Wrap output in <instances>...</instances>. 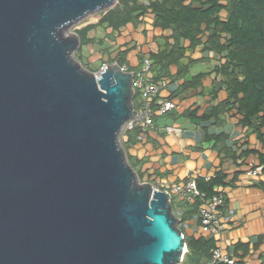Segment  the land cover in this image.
<instances>
[{
    "label": "water",
    "instance_id": "obj_1",
    "mask_svg": "<svg viewBox=\"0 0 264 264\" xmlns=\"http://www.w3.org/2000/svg\"><path fill=\"white\" fill-rule=\"evenodd\" d=\"M116 2L0 0V264L183 260L171 194L139 180L121 143L132 73L72 57L70 26Z\"/></svg>",
    "mask_w": 264,
    "mask_h": 264
},
{
    "label": "crops",
    "instance_id": "obj_2",
    "mask_svg": "<svg viewBox=\"0 0 264 264\" xmlns=\"http://www.w3.org/2000/svg\"><path fill=\"white\" fill-rule=\"evenodd\" d=\"M100 27L106 28L102 37L98 33ZM168 33L153 25L150 14L118 29L97 26L89 31L94 42L81 50L78 47L77 56L88 68L100 69L103 63L122 61L136 70L142 65L141 55L146 57L149 51L161 48ZM185 54L196 62L180 78L164 77L166 85L152 102L154 110L166 99H172L175 107L155 112L143 135L128 147V154L139 168L143 182L173 184L191 177L196 181L209 180L221 172L222 183L214 185L212 193L223 198L218 232H205L194 215L182 220L183 234L212 235L215 245L231 257V264H264V173L258 157V152H264V142L255 132L243 128L234 111L215 107L227 96L223 89L214 96L218 79L209 73L219 56L203 51L201 46H187ZM176 71L177 67L171 65L170 73ZM198 72L206 74L195 86L184 87L182 83ZM133 106L139 107L138 96H134ZM168 126L176 127L178 132L168 131ZM250 169L259 172L250 174ZM188 203L192 205L194 201ZM180 208L174 212L182 211Z\"/></svg>",
    "mask_w": 264,
    "mask_h": 264
},
{
    "label": "trees",
    "instance_id": "obj_3",
    "mask_svg": "<svg viewBox=\"0 0 264 264\" xmlns=\"http://www.w3.org/2000/svg\"><path fill=\"white\" fill-rule=\"evenodd\" d=\"M149 14L154 26L169 31L163 46L149 51L146 56L151 62L153 79L180 78L187 74L197 60L186 57L187 46H201L203 51L215 53L219 58L209 71L218 79L214 96L220 89L227 93L215 107L234 111L243 128L255 132L264 142V0H117L113 6L100 11L96 22L75 29L80 40L78 50L94 42L89 31L97 26L118 29ZM117 63L123 64L122 61ZM171 65L177 67L175 74L170 73ZM205 74L198 72L182 84L195 86ZM138 131L137 126L124 127L121 143L140 180L142 174L128 154V147L136 141ZM258 157L264 173V152H258ZM222 176L218 172L209 180L197 179V186L205 197L214 193L213 187L222 183ZM186 203L183 196L172 195L173 210L182 207V220L197 213L200 199H195L192 205ZM184 239L187 250L179 264H205L215 246L213 236L184 235Z\"/></svg>",
    "mask_w": 264,
    "mask_h": 264
},
{
    "label": "built area",
    "instance_id": "obj_4",
    "mask_svg": "<svg viewBox=\"0 0 264 264\" xmlns=\"http://www.w3.org/2000/svg\"><path fill=\"white\" fill-rule=\"evenodd\" d=\"M117 63L116 61H114ZM108 63H103L102 68L98 71L105 69ZM150 59L145 57L142 61L140 68L133 70L126 64H119L120 71L132 73V87L134 90V96L139 98V107L136 110V114L131 117L124 125V127L137 126L139 128L137 137H141L146 130L147 125L151 123V116L155 112H164L175 107V102L172 99H166L161 102L160 106L154 110L152 102L155 96L159 93L162 87L166 85V79L161 78L154 80L152 71L150 69ZM168 131H176L178 129L174 126H168ZM259 171L257 169H250L248 173L256 174ZM154 188L165 190L171 194H177L183 196L186 201H194L200 199L197 213L194 218L200 221L204 231L210 234L218 232L220 226L219 223V211L223 204V198L219 194H212L205 197L204 193L199 190L196 179L194 177L188 178L181 183H151ZM175 214L179 217L178 226L181 228L185 223L180 218L181 211H177ZM205 264H231V257L225 253L221 247L215 245L211 250V256Z\"/></svg>",
    "mask_w": 264,
    "mask_h": 264
},
{
    "label": "rangeland",
    "instance_id": "obj_5",
    "mask_svg": "<svg viewBox=\"0 0 264 264\" xmlns=\"http://www.w3.org/2000/svg\"><path fill=\"white\" fill-rule=\"evenodd\" d=\"M99 15H100V11H97L96 13L88 14L87 16H85L84 18H82L80 21H78L75 24H73L72 26H70V32H73L74 33L75 32V29L79 25L81 26L82 24H85V23H94V22H96L97 19H98V17H99ZM105 29L106 28H101V27L98 29V33H99L100 37H102V36L105 35V31H106ZM64 33H67V32L64 31ZM77 55H78L77 54V49H75L74 52H73V54H72V57L75 58V60H77L78 63L81 64L82 67H84V68H86V69H88L90 71H93V72H97V71H99L102 68V67L100 69H96V67L95 68H90V67L88 68L86 65H84V64H82L80 62V60H79V58H78Z\"/></svg>",
    "mask_w": 264,
    "mask_h": 264
}]
</instances>
